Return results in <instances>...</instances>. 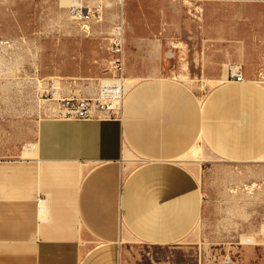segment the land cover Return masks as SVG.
<instances>
[{
    "label": "rangeland",
    "instance_id": "rangeland-1",
    "mask_svg": "<svg viewBox=\"0 0 264 264\" xmlns=\"http://www.w3.org/2000/svg\"><path fill=\"white\" fill-rule=\"evenodd\" d=\"M108 2L104 19L86 32L71 19L69 0H0V237H12L30 215L13 207L19 197L15 203L11 181L14 168L27 170L36 156L45 122L122 118V110L93 118H64L55 110L59 98L97 91L108 37L123 10L125 69L136 82L127 93L149 77L187 83L213 127L202 132L194 156L178 160L201 187L196 226L165 245L126 235L117 264H264V0H128L124 9ZM231 63L253 72L244 82L228 81ZM221 70L222 80H206ZM128 156V168L141 163L134 150ZM73 259L82 264V257Z\"/></svg>",
    "mask_w": 264,
    "mask_h": 264
},
{
    "label": "crops",
    "instance_id": "crops-1",
    "mask_svg": "<svg viewBox=\"0 0 264 264\" xmlns=\"http://www.w3.org/2000/svg\"><path fill=\"white\" fill-rule=\"evenodd\" d=\"M229 67L228 81L240 82L228 77ZM222 76V70L212 72L206 80ZM135 83L128 77V87ZM212 127L192 86L159 76L131 90L120 120L45 122L29 168L13 170L15 203L19 197L13 207L29 208L30 215L12 237H0V264H38V258L40 264H74L76 257L82 264H117L126 235L150 245L182 239L198 222L202 193L194 172L178 160L194 156L202 132ZM128 148L141 156L132 169Z\"/></svg>",
    "mask_w": 264,
    "mask_h": 264
},
{
    "label": "built area",
    "instance_id": "built-area-1",
    "mask_svg": "<svg viewBox=\"0 0 264 264\" xmlns=\"http://www.w3.org/2000/svg\"><path fill=\"white\" fill-rule=\"evenodd\" d=\"M68 6L71 19L84 26L104 19L107 2L123 5L128 0H80ZM205 1V0H191ZM122 24H116L108 37L109 58L104 76L99 78L98 89L94 95H69L59 98L56 114L64 118L116 117L120 114L127 96L128 76L125 69ZM228 77L236 81H244L243 66L232 64Z\"/></svg>",
    "mask_w": 264,
    "mask_h": 264
},
{
    "label": "bare ground",
    "instance_id": "bare-ground-1",
    "mask_svg": "<svg viewBox=\"0 0 264 264\" xmlns=\"http://www.w3.org/2000/svg\"><path fill=\"white\" fill-rule=\"evenodd\" d=\"M76 2L80 3L81 1H80V0H69V6H70L72 3H76ZM108 3H109V2H108ZM108 3H107V6H108ZM119 17H120V23H121V24L124 23L123 15L120 14ZM83 28H84V30H85L86 32H90L91 24L84 25ZM123 35H124V32H123Z\"/></svg>",
    "mask_w": 264,
    "mask_h": 264
}]
</instances>
